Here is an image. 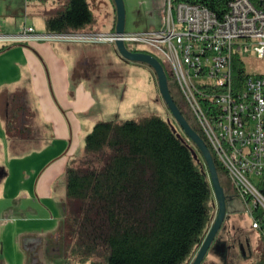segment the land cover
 Wrapping results in <instances>:
<instances>
[{
    "label": "trees",
    "instance_id": "trees-1",
    "mask_svg": "<svg viewBox=\"0 0 264 264\" xmlns=\"http://www.w3.org/2000/svg\"><path fill=\"white\" fill-rule=\"evenodd\" d=\"M193 1L203 2L213 11L225 9L223 0ZM61 7L48 14L49 32L99 31L93 27L97 18L87 0H66ZM235 60H241L238 54ZM239 71L235 68V73ZM168 79L170 86L173 76L169 74ZM174 99L209 146L226 190L222 177L229 174L224 164L192 115ZM35 116L26 89L13 91L5 109L8 139L32 134ZM184 138L173 130L168 118L153 113L100 120L94 125L81 153L66 165L64 216L58 234L65 258L90 264L189 262L206 236L217 206L205 158L200 151L196 158L192 151L196 145ZM261 189L264 193V183ZM261 214L257 211V216ZM260 231L264 245V229Z\"/></svg>",
    "mask_w": 264,
    "mask_h": 264
},
{
    "label": "built area",
    "instance_id": "built-area-1",
    "mask_svg": "<svg viewBox=\"0 0 264 264\" xmlns=\"http://www.w3.org/2000/svg\"><path fill=\"white\" fill-rule=\"evenodd\" d=\"M221 3L225 9L217 12L200 1L166 0L161 28L142 32L40 33L24 24L15 33L0 29V42L67 38L116 43L122 38L151 46L163 56L195 122L248 207L252 227L263 230L264 70L249 71L246 57L253 54L252 62L264 66V0ZM235 68L241 71L235 73Z\"/></svg>",
    "mask_w": 264,
    "mask_h": 264
},
{
    "label": "crops",
    "instance_id": "crops-1",
    "mask_svg": "<svg viewBox=\"0 0 264 264\" xmlns=\"http://www.w3.org/2000/svg\"><path fill=\"white\" fill-rule=\"evenodd\" d=\"M18 1H0V27L16 32L26 24L33 26L37 32L51 33L47 27L48 14L63 8L61 6L66 0H52L53 6L57 4V7L49 6L50 0H26L27 7L36 6L31 10L43 9L46 24L42 26L38 23L36 26L35 18H29L30 8L25 12V21L21 20L23 16L18 12ZM87 1L97 18L96 26L93 27L100 31L99 24H106L112 30L117 22L115 1ZM1 43L4 42H0V49L4 45L8 47L0 52V57L8 55L10 60L5 63L6 66L0 67V125L4 127L0 132V142L4 145L12 142L5 129L8 97L15 90L27 89L31 96L36 92L40 95V99L30 103L36 111L33 120L36 129L28 137L17 141H36L41 153H49L55 148L56 152L43 170L36 174L33 182L40 200L41 197L55 199L52 204L54 211H48L46 204L37 207L33 215L14 211L5 198L11 184L10 174L0 179V264H77L65 258L61 249L58 234L64 216L62 203L66 191L61 190L57 194L54 185L57 178L65 173L68 160L81 153L85 136L97 121L94 111L104 103L103 99L97 98L94 87L81 80L91 79L96 60L107 55L111 57L117 53V47L109 41L67 38L32 39L10 45ZM96 53H100L101 57ZM109 69L110 74L117 72L111 65ZM32 157L29 153L28 159ZM0 159H3L2 155ZM25 175V172L21 173L22 178ZM13 200L17 201L18 198L14 197ZM231 201L236 204L234 198Z\"/></svg>",
    "mask_w": 264,
    "mask_h": 264
},
{
    "label": "rangeland",
    "instance_id": "rangeland-1",
    "mask_svg": "<svg viewBox=\"0 0 264 264\" xmlns=\"http://www.w3.org/2000/svg\"><path fill=\"white\" fill-rule=\"evenodd\" d=\"M0 1L2 2L3 0ZM124 3L126 8V31L142 32L159 29L163 25L162 20L166 7V0H124ZM49 6H53L52 0H50ZM53 7H57V4ZM27 8L29 9L30 7H27L26 0L22 2V4L21 0L18 1V12L23 16L21 20L23 19L25 21V12ZM35 8L36 6H34V8L31 6L29 9V18H35L36 26L37 23L41 26L46 24L42 15L43 9L40 8L38 11L31 10ZM99 26L101 27L99 28L101 32L111 31L109 25L99 24ZM1 27L0 29H2L4 33H15L12 32L14 30ZM18 31L20 30L18 29L16 32ZM1 44L10 45L12 42ZM126 44L131 49L140 48L150 50L164 62L163 56L146 43L127 41ZM96 54L98 57H101L100 53ZM246 58L249 71L260 72L264 70V66L252 62L254 59L253 54H249ZM8 60H10V56L8 55L0 57V67L6 66ZM96 61V69L94 70V68H92V71H94L90 74L92 78L86 80L82 78L81 80L82 82L89 83L92 88L94 87L95 92L98 94L97 98L103 99L104 102L102 105H98L97 111H94V117L97 119L95 123L100 120L133 119L144 114L153 113L170 119L178 131L187 138L182 127L174 118L166 102L162 98L159 91L157 75L151 66L143 62L125 59L118 49L117 53L115 52L111 57L107 55L106 58H98ZM110 65L112 69L117 70V72L114 71L110 74ZM170 86L174 97L181 102L185 110L192 115L187 107V103L179 88L178 82L173 79L170 82ZM26 92L29 104L33 100L40 99L38 92L32 96L29 90L26 89ZM106 93L107 95L104 96ZM3 130L4 127L0 125V132ZM55 152L56 148L49 153H41L36 141L27 142L16 140V142L12 141L8 145L7 143L4 145V143L0 142V155L3 156V159H0V179L6 174H10L9 181L11 184L6 192L5 198L7 202H10L14 211L16 210L17 212H25L33 215L35 214V209L40 207L41 204H46L48 206V211H54L52 204L55 202V199L52 197H41L40 200V197L33 188V182L36 179V174L41 172L44 166L52 160ZM29 153L33 155L30 159H28ZM4 157H6V160H4ZM22 172L26 174L23 178L21 177ZM65 175L66 173L59 176L55 182L54 192L57 194H59L61 190H64V192L66 191ZM222 180L225 183L227 194L232 196L236 201V204L231 201L230 209L232 215L229 224V228H232L230 238L233 239H231V241H235L236 243L235 246L229 249L227 257L224 258L214 254L211 248L202 264H260L264 259V245L262 243L261 231L252 227L253 218L248 211V207L242 202L243 200L238 195L234 183L229 179V176H223ZM14 197H17L18 200H13ZM246 229L253 230L250 248L246 246L245 235L242 234V231ZM239 242L244 243L246 246V254L239 249ZM198 247L187 264H191ZM77 264L90 263L85 262Z\"/></svg>",
    "mask_w": 264,
    "mask_h": 264
},
{
    "label": "water",
    "instance_id": "water-1",
    "mask_svg": "<svg viewBox=\"0 0 264 264\" xmlns=\"http://www.w3.org/2000/svg\"><path fill=\"white\" fill-rule=\"evenodd\" d=\"M114 1L117 10V22L115 31L117 33L122 34L126 30L125 3L124 0ZM115 44L122 57H124L125 59L143 62L153 68L157 75L159 91L161 93L162 98L166 102L174 118L182 127V130L185 132L187 138L190 139L196 145V147L192 146L194 156L198 158L200 151L205 158L206 164L208 166V174L210 176V180L216 197L217 212L209 230L207 231L206 236L204 237L202 243L199 245L195 257L191 262V264H202L207 253L212 248V244L214 243L215 238L228 215L229 202L233 198L232 196H229L226 193V190L221 183L217 165L209 146L207 145L203 137L194 129V127L187 120V118L185 117L182 110L179 108L178 104L174 99V96L170 90L168 79L169 74L172 75V73H168L164 64L154 54L145 51L132 50L126 45L125 41L122 38L117 39ZM168 120L171 123L173 130L185 140L183 134L181 132H178V129L171 122L170 119Z\"/></svg>",
    "mask_w": 264,
    "mask_h": 264
},
{
    "label": "flooded vegetation",
    "instance_id": "flooded-vegetation-1",
    "mask_svg": "<svg viewBox=\"0 0 264 264\" xmlns=\"http://www.w3.org/2000/svg\"><path fill=\"white\" fill-rule=\"evenodd\" d=\"M231 202H229V207H228V215L223 222V225L221 229L219 230L214 243L212 244V251L214 254L218 255L221 258L227 257V253L229 249H231L233 246H235V241H231L230 235L232 232V228H229V224L231 222ZM224 230V231H223ZM253 233V230L251 229H246L242 231V234L245 235V243L247 244L246 246L248 248L251 247V235ZM239 249L242 250L244 253L246 252L245 250V245L242 242H239ZM246 254V253H245Z\"/></svg>",
    "mask_w": 264,
    "mask_h": 264
}]
</instances>
